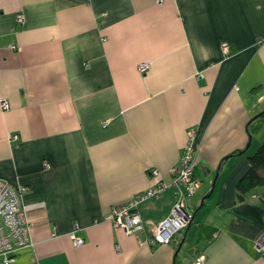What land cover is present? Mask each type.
Masks as SVG:
<instances>
[{
	"label": "crops",
	"instance_id": "1",
	"mask_svg": "<svg viewBox=\"0 0 264 264\" xmlns=\"http://www.w3.org/2000/svg\"><path fill=\"white\" fill-rule=\"evenodd\" d=\"M1 99L0 178L27 187L33 223L10 264H264V186L236 202L264 141V0H0ZM192 126L193 219L151 246L174 186L139 204L135 234L111 208L171 181Z\"/></svg>",
	"mask_w": 264,
	"mask_h": 264
},
{
	"label": "built area",
	"instance_id": "2",
	"mask_svg": "<svg viewBox=\"0 0 264 264\" xmlns=\"http://www.w3.org/2000/svg\"><path fill=\"white\" fill-rule=\"evenodd\" d=\"M22 17H18V22ZM226 50V46L224 47ZM150 68V62L143 61L138 64L141 72H146ZM0 104L3 109L8 108L6 99H1ZM108 120L102 122L106 125ZM188 142L181 150L180 161L171 170V181L159 180L146 190L139 191L127 202L115 205L111 208L109 220L115 226L124 229L127 234H135L145 229L146 223L139 211L141 202L151 197H160L170 186L175 187V199L167 216L155 223H149L150 235L147 238L151 246L168 243L172 237L184 230L192 221L193 213L185 206V200L191 196L199 187L200 180L195 174L196 147L193 143L195 128L189 127L187 130ZM16 139L17 135H12ZM154 177L159 175L156 169H151ZM27 187L15 188L12 184L0 178V257L4 264H10L15 260L21 251L33 245L32 227L26 208L22 203L21 196L26 192ZM74 245L84 243V238L76 234V229L68 233ZM254 246L258 252L264 255V231L255 239ZM204 255L191 264H201Z\"/></svg>",
	"mask_w": 264,
	"mask_h": 264
},
{
	"label": "trees",
	"instance_id": "3",
	"mask_svg": "<svg viewBox=\"0 0 264 264\" xmlns=\"http://www.w3.org/2000/svg\"><path fill=\"white\" fill-rule=\"evenodd\" d=\"M259 119L264 124V110ZM249 168L236 184V202H241L245 194L257 187L264 186V141L249 157Z\"/></svg>",
	"mask_w": 264,
	"mask_h": 264
}]
</instances>
